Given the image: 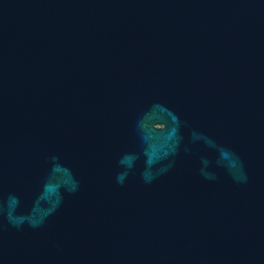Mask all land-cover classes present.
Instances as JSON below:
<instances>
[{"label": "water", "instance_id": "obj_1", "mask_svg": "<svg viewBox=\"0 0 264 264\" xmlns=\"http://www.w3.org/2000/svg\"><path fill=\"white\" fill-rule=\"evenodd\" d=\"M0 264H264V0H0Z\"/></svg>", "mask_w": 264, "mask_h": 264}]
</instances>
